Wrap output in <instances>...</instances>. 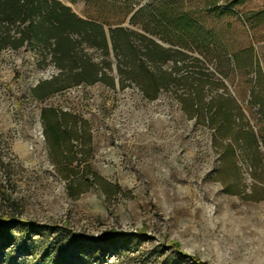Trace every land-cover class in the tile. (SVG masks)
<instances>
[{
	"label": "rangeland",
	"instance_id": "1",
	"mask_svg": "<svg viewBox=\"0 0 264 264\" xmlns=\"http://www.w3.org/2000/svg\"><path fill=\"white\" fill-rule=\"evenodd\" d=\"M58 1L170 50L177 59L159 67L180 82L150 101L136 84L118 86L111 50L105 81L39 101L34 89L61 75L52 55L34 41L0 51V221L12 235L0 234V264H264V156L241 152L239 128L221 123L236 114L264 136L252 104L264 101V0ZM50 109L87 123L88 158L77 142L74 162L53 155L42 121ZM240 178L256 201L226 193Z\"/></svg>",
	"mask_w": 264,
	"mask_h": 264
},
{
	"label": "trees",
	"instance_id": "2",
	"mask_svg": "<svg viewBox=\"0 0 264 264\" xmlns=\"http://www.w3.org/2000/svg\"><path fill=\"white\" fill-rule=\"evenodd\" d=\"M138 14L139 12L134 18ZM159 14L163 16L162 12ZM248 21H251V18H248ZM187 22L189 23L188 19ZM189 26L185 27L186 31L190 29ZM18 34L20 37L17 36ZM31 41L43 46V50L52 55L53 62L61 70L60 78L42 82L34 89L33 96L39 101H45L48 97L74 86L94 85L105 81L110 76L107 69H112L113 64L112 59L108 58L111 50L117 53L119 60V85L122 88L127 82L138 85L144 97L150 101L156 100L161 90H167L170 85H178L180 82L173 72H166L159 67L160 64L177 58L171 55L170 50L145 36L131 33L123 28L108 29L96 21L80 18L70 7L58 0H0V51L8 47L17 51ZM137 41H140L142 45H134ZM87 46L101 51L107 58L102 63L93 61L92 56L86 51ZM248 52L251 55L249 59L253 60L254 49ZM177 56H180V53ZM236 62L238 69L245 66L238 60ZM139 77L143 81L137 79ZM260 78L262 79V75ZM155 82L159 83L157 86L153 84L151 89V83ZM211 84L210 82L206 85L204 81H201L199 86L202 88ZM189 90L191 94H195V91L199 92V88L190 87ZM230 102L236 104L235 101ZM252 104L260 107L261 114H264V101L257 99L252 101ZM209 110H212V106ZM42 121L49 145L53 146L54 143L68 145L62 154L63 161L74 162L76 147L73 142L78 143L81 153H83L81 149L83 145L85 146L88 142L91 145L90 127L77 117L72 118L65 112L50 109L43 110ZM221 123L225 125L230 123V128L233 130L239 128L240 136H236L235 141L241 152L249 158L259 156L262 159L264 155L260 152H262L261 146L264 147V136H259L250 123L240 121L236 114L225 115ZM223 150L224 156L231 158L240 174L238 155L234 148L228 147ZM226 193L242 196L247 201H256L245 195L241 178L231 188L228 187ZM9 223L10 221H0V234L11 239V232L5 229ZM27 229L43 234V231L34 225ZM116 236V234L112 236L110 234L107 239ZM115 240L116 238L113 239ZM81 241L83 237L73 238L72 243L77 244ZM79 250L83 251L82 248Z\"/></svg>",
	"mask_w": 264,
	"mask_h": 264
},
{
	"label": "flooded vegetation",
	"instance_id": "3",
	"mask_svg": "<svg viewBox=\"0 0 264 264\" xmlns=\"http://www.w3.org/2000/svg\"><path fill=\"white\" fill-rule=\"evenodd\" d=\"M75 142H73L74 144ZM68 147L65 143H61L60 145L54 143L53 144V155L56 157L57 155L62 156V154L66 151L65 149ZM76 149V148H75ZM83 150V153L81 154L82 158L89 157V155L92 154V145L89 144V142L83 147H81ZM70 154V153H69Z\"/></svg>",
	"mask_w": 264,
	"mask_h": 264
},
{
	"label": "water",
	"instance_id": "4",
	"mask_svg": "<svg viewBox=\"0 0 264 264\" xmlns=\"http://www.w3.org/2000/svg\"><path fill=\"white\" fill-rule=\"evenodd\" d=\"M118 86H119V84H118Z\"/></svg>",
	"mask_w": 264,
	"mask_h": 264
}]
</instances>
